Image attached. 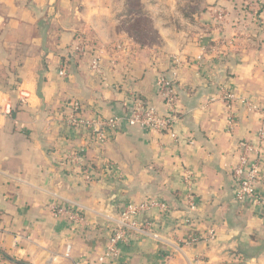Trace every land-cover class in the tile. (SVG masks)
Returning a JSON list of instances; mask_svg holds the SVG:
<instances>
[{
	"label": "crops",
	"instance_id": "0c3cea01",
	"mask_svg": "<svg viewBox=\"0 0 264 264\" xmlns=\"http://www.w3.org/2000/svg\"><path fill=\"white\" fill-rule=\"evenodd\" d=\"M199 1L191 13L186 0H141L158 39L146 44L123 29L124 0H0V264H97L109 217L150 198L172 207L140 217L159 239L132 233L112 264H164L167 254L169 264H264V213L236 200L232 176L238 141L260 146L256 188L264 195V37L255 29L262 24L242 32L233 19L221 47L209 35L207 8L227 0ZM81 35L91 48L83 58L72 52ZM117 45L127 52L114 66ZM95 56L102 75L90 69ZM172 58L181 62L179 144L126 122L104 142L68 125L75 102L89 118L123 116L135 101L158 105L155 84L172 78ZM222 90L246 101L234 102V132ZM186 170L198 206L189 223ZM53 206L77 210L83 221L72 224ZM191 235L205 240L181 247Z\"/></svg>",
	"mask_w": 264,
	"mask_h": 264
},
{
	"label": "built area",
	"instance_id": "2783aa9c",
	"mask_svg": "<svg viewBox=\"0 0 264 264\" xmlns=\"http://www.w3.org/2000/svg\"><path fill=\"white\" fill-rule=\"evenodd\" d=\"M248 1V3H246ZM246 4H251V0L243 1ZM209 17L211 18L212 24L218 22L217 29L221 36L226 37L227 28L231 24L230 14L224 9L218 7L209 8ZM255 15L254 19L261 20L256 12H252ZM236 23L235 28L240 31L243 28L244 22ZM262 26H264V19L262 20ZM264 28V27H263ZM228 41H224L225 45ZM72 52L80 57H86L91 48L89 41L84 35L78 36L72 46ZM127 52L126 45H117L113 48V62L116 66L117 61L123 57ZM123 54V55H122ZM125 57V55H124ZM201 57L198 61H201ZM101 57L95 56L91 59L90 69L97 75H102L103 70L101 69ZM124 62L129 64L128 59ZM171 63L173 66L172 78L166 75H161L156 81L157 97L159 99L158 105H145L140 101H135L132 108L126 112L123 116H102L97 115L93 117H83L79 115L81 104L75 102L72 105V114L67 119L69 126L83 127L90 131L92 135L100 142H104L107 136V131L117 132L121 128V124L126 122L129 126L139 128L148 134L162 136L167 135L174 144H179L181 137L175 131L176 123L181 119L180 100L179 93L177 90V83L174 80L179 73L181 62L179 59L172 58ZM61 76H65V69L62 68L60 71ZM222 95L219 98L224 101L227 108V128L229 132H234L235 129V115L233 111L234 102L241 100L246 102L236 95L221 91ZM216 98H212L211 101H215ZM251 108V107H250ZM252 110L257 112H263V110L257 106H253ZM5 115H12L13 109L11 105H8L5 111ZM259 138L264 139V127L262 126L259 130ZM192 142V141H190ZM237 156L234 166L232 167V176L237 183L236 200L243 204H249L264 213V195L260 193L256 188V181L260 174V154L261 147L256 146L253 143L245 140H239L237 145ZM256 157L253 161L252 158ZM76 158V157H75ZM105 168L119 170L116 164L107 163ZM192 172L189 170L185 171L183 182L185 186V193L183 195L184 204L187 211V222H191L193 215L197 211V202L194 200L193 188H192ZM151 210H157L162 213H170L172 207L169 203L159 199H146L139 203L128 202L121 210L118 217L113 219L109 217L113 224L111 236L108 240V244L102 253L97 258V264H112L120 255L121 245L127 243L132 233H143L153 239H159V235L153 233L152 229L148 224H141L140 217L146 212ZM53 212L55 215L65 217L72 224H78L83 221V217L79 211L69 209L66 207H54ZM210 239H213L215 232L210 230ZM205 240L202 235H191L182 241L181 247H193L197 243ZM70 251H67L69 254ZM173 254H167L165 256L164 264H169L172 261Z\"/></svg>",
	"mask_w": 264,
	"mask_h": 264
},
{
	"label": "rangeland",
	"instance_id": "374dc122",
	"mask_svg": "<svg viewBox=\"0 0 264 264\" xmlns=\"http://www.w3.org/2000/svg\"><path fill=\"white\" fill-rule=\"evenodd\" d=\"M124 1L126 3V6H125L126 11L128 10V7H129V9L132 12H135L134 14H131L132 12L130 13L131 18H129V20H125L124 28L127 31V33H130V36L135 37L141 43L154 44V43L158 42L157 35L155 33L154 23L147 16V13L145 14L144 6H143L141 0L140 1L139 0H133V1L132 0H124ZM186 1L188 2V4H187V2L184 3L185 6H188V8L186 10L190 11L191 13L193 11H196L199 8H201L199 0H186ZM243 1H245V0H234V1H232L233 2L232 3L230 0H227L226 4L224 3L225 5L223 4V2L217 3V5L207 8L208 16H209V12H208L209 8H213V7H218V9L222 8L230 14L231 21L234 19V23H238V25H239L240 24L239 22H244L243 28H241L240 31L243 30V31H249L250 32V29L254 28L253 23H256V25L262 24V21H260L259 19H257V20L254 19L253 15H255V14L252 12H256L258 15V12H259L258 10L260 9V6L258 4L260 3V1L264 2V0H251V4H246V3H248V1L246 3ZM229 2H231V3H229ZM232 5H233V7H232L233 9L230 8ZM262 9L264 10V7H262ZM235 11L237 12V14ZM233 15H234V17H233ZM210 20H211V18L209 17V21ZM216 23L218 24V22H216ZM216 23L214 22V24H212L211 21L208 23V25L211 28V32L209 35L213 36L214 42H216L217 45L219 44V46L223 47L224 41H226V42L228 41V36L226 35V37H223L220 35V33L218 32L219 29H217ZM260 26L261 27L255 28V29H257V28L260 29V30L257 29L256 34L259 31H261L262 35L264 37V28H263L264 26H262V25H260ZM261 32H259V33H261ZM241 37H242V35H241ZM241 37H237L239 39L238 43L244 42L243 40H241ZM220 49H222V48H220Z\"/></svg>",
	"mask_w": 264,
	"mask_h": 264
},
{
	"label": "trees",
	"instance_id": "16d2710c",
	"mask_svg": "<svg viewBox=\"0 0 264 264\" xmlns=\"http://www.w3.org/2000/svg\"><path fill=\"white\" fill-rule=\"evenodd\" d=\"M133 1V0H132ZM140 1V0H139ZM217 3L218 2H215L214 3V5H210L209 7H212V6H215V5H217ZM259 6H260V9L258 10L259 12H258V16H261V15H263L264 16V10L262 9V7H264V2H262V1H260V3L258 4ZM258 6V7H259ZM141 11V10H140ZM132 11L129 9V7H128V10L126 11V18L123 20V29L125 30V28H124V23H125V20H129V18H131V16H130V13H131ZM139 12V11H138ZM135 12H132L131 14H134ZM127 22V21H126ZM129 34V36H130V33H128ZM178 90V89H177Z\"/></svg>",
	"mask_w": 264,
	"mask_h": 264
}]
</instances>
